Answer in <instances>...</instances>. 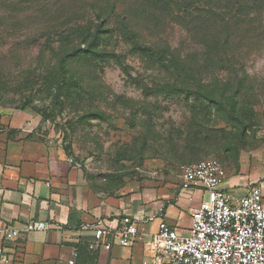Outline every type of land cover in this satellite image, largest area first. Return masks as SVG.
<instances>
[{
	"label": "rangeland",
	"instance_id": "obj_1",
	"mask_svg": "<svg viewBox=\"0 0 264 264\" xmlns=\"http://www.w3.org/2000/svg\"><path fill=\"white\" fill-rule=\"evenodd\" d=\"M99 24L111 57H68ZM13 111L98 193L178 182L204 159L237 172L264 148V0H0V115Z\"/></svg>",
	"mask_w": 264,
	"mask_h": 264
},
{
	"label": "crops",
	"instance_id": "obj_2",
	"mask_svg": "<svg viewBox=\"0 0 264 264\" xmlns=\"http://www.w3.org/2000/svg\"><path fill=\"white\" fill-rule=\"evenodd\" d=\"M30 118L25 111L0 115V247L10 259L0 264H68L75 248L76 264H155L150 242L160 220L188 231L202 191L183 189L180 179L127 181L113 194L98 193L81 180L60 146L33 133ZM226 173L223 186L234 195L254 184L264 198V148L243 154L239 171ZM123 214L143 219L136 243L90 250L93 232L84 225ZM148 216L155 218L147 221ZM32 221H48L51 228L28 232L25 224ZM14 226L20 234L7 239L3 230Z\"/></svg>",
	"mask_w": 264,
	"mask_h": 264
},
{
	"label": "built area",
	"instance_id": "obj_3",
	"mask_svg": "<svg viewBox=\"0 0 264 264\" xmlns=\"http://www.w3.org/2000/svg\"><path fill=\"white\" fill-rule=\"evenodd\" d=\"M227 173L216 159H204L186 165L182 171V188L200 190L204 198L191 213V226L186 233L161 219L158 232L150 242L155 264H264V198L258 185H250L236 196L223 184ZM190 198H193L192 196ZM155 216H148L151 221ZM140 215L123 214L117 220L99 218L86 223L93 232L90 250H111L114 246H133L139 236ZM48 221L25 224L28 232L46 231ZM7 239H15L19 229L3 230ZM74 249L68 264H76ZM8 255L0 247V263H8Z\"/></svg>",
	"mask_w": 264,
	"mask_h": 264
},
{
	"label": "trees",
	"instance_id": "obj_4",
	"mask_svg": "<svg viewBox=\"0 0 264 264\" xmlns=\"http://www.w3.org/2000/svg\"><path fill=\"white\" fill-rule=\"evenodd\" d=\"M108 30L104 29L103 26L101 24L97 25L95 31H93L92 33H90V36L84 39L83 43L86 45L85 47L81 48H77L76 51L70 53L69 55H67L68 57H72V58H78L79 55L83 54L84 56H88L92 59H96V60H100V61H106L108 60V58L111 57L112 53L107 52V51H103V50H99V47L102 45L103 42V34L106 33ZM135 50L140 51L141 53L147 55V56H152L155 53L153 52V50H151L150 48L147 47H141V46H135ZM82 55V56H83ZM66 58H62L61 63L64 64ZM62 70L64 71V65L61 67ZM63 75V74H62ZM58 84H60L58 82ZM206 99H208L211 102H216L219 103L221 105H223V103L221 102V100H219L216 95H214L212 92L208 91L207 94L204 95ZM235 110V106L233 105V109Z\"/></svg>",
	"mask_w": 264,
	"mask_h": 264
}]
</instances>
